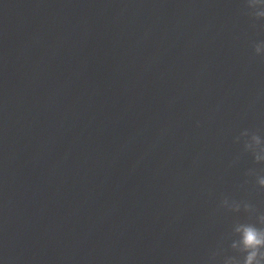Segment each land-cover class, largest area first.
I'll list each match as a JSON object with an SVG mask.
<instances>
[{
    "label": "clouds",
    "instance_id": "clouds-1",
    "mask_svg": "<svg viewBox=\"0 0 264 264\" xmlns=\"http://www.w3.org/2000/svg\"><path fill=\"white\" fill-rule=\"evenodd\" d=\"M264 6V0H248V6L255 8V6ZM254 15L257 18H264V12L256 11ZM255 53L257 55L262 54L264 50V42H260L254 46ZM253 139L257 144L260 143L259 135H254ZM249 145H245V149L249 148ZM254 155L255 161H259L260 157ZM261 186H264V177L259 179ZM226 202V200L224 201ZM239 211V209H236ZM261 221H264V214L260 217ZM240 234V240L233 242L232 247L237 248L244 254L243 261H238L232 258V264H264V227H257L254 223H242L235 229Z\"/></svg>",
    "mask_w": 264,
    "mask_h": 264
}]
</instances>
